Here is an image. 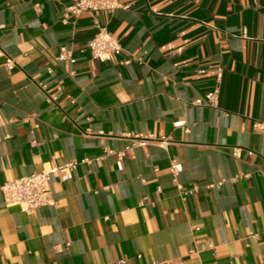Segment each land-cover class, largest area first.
<instances>
[{
    "label": "crops",
    "instance_id": "0c3cea01",
    "mask_svg": "<svg viewBox=\"0 0 264 264\" xmlns=\"http://www.w3.org/2000/svg\"><path fill=\"white\" fill-rule=\"evenodd\" d=\"M74 1L0 0V184L75 163L54 205L0 193V264H264V0Z\"/></svg>",
    "mask_w": 264,
    "mask_h": 264
},
{
    "label": "built area",
    "instance_id": "2783aa9c",
    "mask_svg": "<svg viewBox=\"0 0 264 264\" xmlns=\"http://www.w3.org/2000/svg\"><path fill=\"white\" fill-rule=\"evenodd\" d=\"M118 9H129L121 3L120 0H75L74 3L68 8V11L78 16L82 13H97L108 12L113 13ZM86 49L91 53L93 60L99 62H108L115 55H120L123 52V47L114 34L108 30L107 27L97 24V30L93 38L87 44ZM0 55H3L0 52ZM60 61H70L75 63L76 59L73 57L72 51L66 47H61L59 55L57 57ZM126 64L129 61L125 62ZM14 60L8 58L5 63V67L8 70L14 68ZM200 73H204L203 69L199 70ZM217 84L215 88L204 95L203 97L196 98L193 101L195 106H209L216 108L219 106L221 97V81L223 77V68L218 67L216 70ZM254 130L257 132L264 131V123L256 121L254 122ZM242 149L235 148L233 156L240 158ZM75 167V163H68L65 166H55L51 170L42 171L17 178L11 181H7L0 184V193L4 197L6 204L16 205L22 212L28 213L43 206L54 205L56 200L53 196L52 176L60 173L61 175H67ZM172 173L175 177L182 171V166L174 161L172 165Z\"/></svg>",
    "mask_w": 264,
    "mask_h": 264
}]
</instances>
